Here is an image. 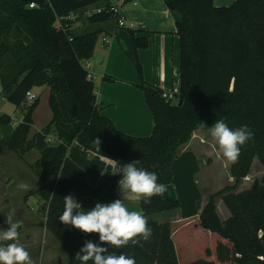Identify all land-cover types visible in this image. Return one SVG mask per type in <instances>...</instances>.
<instances>
[{"label":"trees","instance_id":"1","mask_svg":"<svg viewBox=\"0 0 264 264\" xmlns=\"http://www.w3.org/2000/svg\"><path fill=\"white\" fill-rule=\"evenodd\" d=\"M109 1L0 0L1 94L22 115L9 136L0 135V152L8 149L23 156L32 149L39 151L31 167L40 185L30 194L42 202L41 224L69 252L68 264H80L76 254L86 241L109 247L99 241L98 233H84L58 219L63 199L70 194L83 211L97 202L121 199L117 185L123 175L111 183L114 173L107 172L93 186L85 170L69 158L78 142L84 150L115 161L117 169L139 160L137 167L156 173L158 183L176 189V198L141 199V213L152 229L149 240L137 238L138 244L110 246L109 251L134 257L136 264H264V176L260 184L236 192L254 159L264 164V0H235L226 6H216L214 0H165L180 39V93L175 103L162 96V89L142 81L154 118L147 137L118 129L98 108L95 83L84 63L93 58L101 30L75 34L72 24L65 30L56 28L63 16L100 2L103 9L94 12L90 22L113 19ZM131 33L135 49L148 45L146 38ZM136 64L142 76L138 60ZM45 85L50 87L52 119L30 139L39 97L28 105L26 93ZM220 119L231 129L247 125L254 136L231 165L235 183L212 194L202 206L196 178L200 160L194 151L180 149L196 130L208 129ZM11 120L8 114L0 115V134L1 126ZM52 135L58 142L50 139ZM96 139L100 144L94 143ZM218 198L230 211L226 220L219 216ZM174 208L181 211L180 221L149 217Z\"/></svg>","mask_w":264,"mask_h":264},{"label":"crops","instance_id":"2","mask_svg":"<svg viewBox=\"0 0 264 264\" xmlns=\"http://www.w3.org/2000/svg\"><path fill=\"white\" fill-rule=\"evenodd\" d=\"M233 1L235 0H214L216 6L230 5ZM103 4L104 2H100L79 11L82 12L79 19L72 25L75 34L101 30L94 56L91 59L93 81L97 87L95 90L98 108L104 116L112 119L118 129L127 134L137 137L150 136L154 129V118L140 84L143 81L147 86L166 92L179 88L180 39L176 33L175 17L165 0H127L123 11L125 26H118L116 18L96 24L90 22V16L86 14V11L103 7ZM131 31L137 38H146L148 45L135 49ZM105 35H111L109 44L104 42ZM134 59L138 60L142 67V76L137 71ZM107 77L113 78V81L108 80ZM34 91L38 94V105H40V98L43 94L48 98L50 87L47 85L35 87ZM1 92L0 80V97L5 99ZM49 108V112L46 109L45 120L39 131L44 129L52 119V110L51 107ZM37 110L36 108L33 113V122H35ZM29 138L32 137L29 136ZM50 139L58 142L53 135ZM32 150L38 153L34 160L36 161L40 153L37 149ZM183 151L187 150L181 152ZM68 156L85 170L88 182L93 186L100 184L107 172L117 171L115 161L84 150L78 142L72 145ZM117 193L129 211L141 212L140 202L143 197L122 192L119 183ZM163 196L176 198L177 193L173 184L166 185ZM166 211H176L173 217L181 219L179 208ZM154 216L155 214L149 217L153 219ZM43 227L49 232L45 226Z\"/></svg>","mask_w":264,"mask_h":264},{"label":"rangeland","instance_id":"3","mask_svg":"<svg viewBox=\"0 0 264 264\" xmlns=\"http://www.w3.org/2000/svg\"><path fill=\"white\" fill-rule=\"evenodd\" d=\"M127 24L130 26L129 22ZM134 62L136 64V59H134ZM135 66L139 73L137 64ZM95 88L97 90L96 86ZM49 95L47 98L43 94L40 98L41 104L38 105L39 107H36L38 110L35 114V122H33L30 129V137L38 133L39 128H41L40 126L44 123L46 109L49 112ZM173 101L176 103L178 100L174 99ZM2 114H8L12 118L9 124L1 126L0 135L4 138L9 136L16 123H19L18 120L21 119L22 115L15 105L0 97V115ZM182 150L194 151L200 160L201 168L197 174V181L203 195L202 206L205 205L212 194L235 183V179L231 176L230 172L233 162L227 161L223 157L216 141L210 135V128L196 130L193 134V140L183 145L180 151ZM37 155L36 150H31L23 156L16 151L1 150L0 229H7L8 225L6 221L8 214L10 211H14L13 221L18 220L21 222V227L18 229L20 236L16 242L23 245L29 252L33 264H68L69 252L41 224L45 220L41 210V200L37 196L30 194L31 191L37 189L40 185V179L31 167V162L33 163ZM263 176L264 164L256 157L252 163L249 175L243 178L236 192L260 184ZM21 183H25L29 187L26 190L22 189L19 187ZM217 210L222 220H226L230 216V211L220 198L217 199ZM175 212L166 211L157 213L158 215L155 214L153 219L173 222L180 221L181 219L173 217ZM196 235L199 238L202 236L201 233H196ZM0 243L6 244L11 242Z\"/></svg>","mask_w":264,"mask_h":264},{"label":"clouds","instance_id":"4","mask_svg":"<svg viewBox=\"0 0 264 264\" xmlns=\"http://www.w3.org/2000/svg\"><path fill=\"white\" fill-rule=\"evenodd\" d=\"M205 124H201L203 127ZM210 135L216 141L223 157L230 162L238 160L241 147L250 141L254 133L243 125L231 129L223 119L215 121L210 127ZM94 143L100 144L99 139ZM139 160L125 163L118 167L117 172H122L123 178L119 181L122 192H128L137 197L151 201L153 196H163L166 185L158 183V176L141 167H137ZM22 189L29 186L25 183L19 185ZM64 209L59 216V221L64 225L72 226L80 231L91 234L98 233L99 241L109 247L121 248L130 242L138 244L139 239L147 241L151 238L152 229L148 226L147 219L139 211H129L123 199H115L110 203L97 202L93 208L83 211L82 205L73 195L63 199ZM14 211L7 217V229H0V264H33V260L25 247L16 241L19 240L21 227L20 221H13ZM109 247H102L92 241H86L76 254L80 264H136L134 257L119 255L109 251Z\"/></svg>","mask_w":264,"mask_h":264},{"label":"built area","instance_id":"5","mask_svg":"<svg viewBox=\"0 0 264 264\" xmlns=\"http://www.w3.org/2000/svg\"><path fill=\"white\" fill-rule=\"evenodd\" d=\"M126 3H127V0H110L109 1V10L112 13V15L114 16V18L117 19L118 26H121V27L125 26L123 11H124V7H125ZM30 7H35V2H31ZM102 9L103 8L100 7V8L94 9L92 11H86V14L91 16L94 12L101 11ZM81 13L82 12H72L69 15L63 16L61 19H59L57 21L56 28L62 29V30L69 28L71 24L73 25V23L79 19ZM103 39H104V42L106 44H109L111 41V35H105L103 37ZM84 66L88 70V77L90 79H93L94 75L91 71V60L86 61L84 63ZM179 93H180L179 88H173L170 92L163 91L162 96L166 100H172L173 101L174 99H177V95ZM37 98H38V94L34 91V89L27 91L26 102L28 105H31L32 103H34ZM21 120H22V118L19 119L18 121L20 122Z\"/></svg>","mask_w":264,"mask_h":264},{"label":"water","instance_id":"6","mask_svg":"<svg viewBox=\"0 0 264 264\" xmlns=\"http://www.w3.org/2000/svg\"><path fill=\"white\" fill-rule=\"evenodd\" d=\"M179 104H182V100H180ZM122 172H117V173H114L111 177H110V182L111 183H114L117 179H119L121 176H122Z\"/></svg>","mask_w":264,"mask_h":264}]
</instances>
